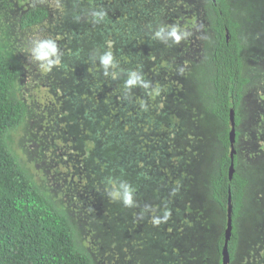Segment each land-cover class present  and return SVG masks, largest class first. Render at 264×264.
<instances>
[{
  "label": "trees",
  "instance_id": "trees-1",
  "mask_svg": "<svg viewBox=\"0 0 264 264\" xmlns=\"http://www.w3.org/2000/svg\"><path fill=\"white\" fill-rule=\"evenodd\" d=\"M68 1L63 21L67 26V38L72 42L66 44L59 66L74 70L68 76L63 74L65 80L59 81L64 93H70L69 106L62 115L64 133L61 137L63 140L69 138L71 153L62 160H71L73 173L84 170L89 174L87 198L94 206L93 216L103 218L108 227L117 225L118 220L121 222L122 216L129 215L134 207L141 213L148 210L154 216L161 211L167 212V216L183 218L182 212H190L189 204L192 205L194 199L187 197V206L180 203L182 194L174 188V183L182 181L186 172L196 170V161L191 157L198 143L185 147L179 140L182 134L180 118L173 113L169 115L168 93L163 86L153 83L156 82L154 77H160L159 65L150 66V52L142 47L138 49L141 41L136 31L142 27L137 24L139 16H133V10L125 8L124 4L121 8L122 0H109L107 7L95 6L96 11L103 10L107 15L103 21L92 23L93 18L87 16V10L92 8L94 1L97 4L101 0ZM138 1H134L133 8L139 9L142 2ZM204 1L201 58L198 63H192L187 82L192 89L193 103L218 122L214 128L206 127L203 139L208 144L203 148L206 166L200 175L205 188L204 193L202 189L200 192L211 203V210V206L216 205L222 212L216 218L221 226L215 240L218 261L223 245L228 190L230 192L232 232L227 248L231 263L240 239L239 220L245 214L249 197L247 175L239 171L237 155L238 125L242 118L240 106L248 82L243 57V33L247 27L241 16L246 6L234 0ZM119 7L129 20H124V13L121 17L114 16L112 9ZM143 14L147 16L145 10ZM48 15L43 6L31 7L20 16L19 27L37 26ZM106 51H111L117 62V67L109 70L117 73L115 78L111 74L106 76L99 63V56ZM81 61L83 63L77 67V62ZM18 64L16 56L0 44V264H95L67 207L56 204L60 200L55 194L37 185L29 168L15 152V144L19 142L11 139V135L26 127L28 110L27 103L18 96ZM131 70L142 72L143 78L146 81L149 78L154 87L126 89L124 82ZM151 89H159V94L149 95ZM146 97H154L151 112L141 106L136 110L134 102L145 104ZM231 107L236 125V154L235 171L229 180L228 114ZM26 131L24 129L20 135L23 140L31 137ZM159 131L162 136H157ZM190 137L193 141L194 137ZM121 182L127 183L133 191V207H126L121 200L109 196ZM146 214L138 215L140 225ZM113 230L116 231L114 237L118 241L122 239L124 228L123 231L121 227ZM150 237L153 233L147 244ZM207 259L209 255L202 258L204 264Z\"/></svg>",
  "mask_w": 264,
  "mask_h": 264
},
{
  "label": "rangeland",
  "instance_id": "rangeland-1",
  "mask_svg": "<svg viewBox=\"0 0 264 264\" xmlns=\"http://www.w3.org/2000/svg\"><path fill=\"white\" fill-rule=\"evenodd\" d=\"M134 1L122 0L121 8L124 4L125 8L133 10V16H139L137 24L142 27L136 33L142 43H139L138 49L142 47L150 52V66L159 65L157 70L160 77H154L156 82L153 83L163 86L168 93L169 115L173 113L180 118L182 134L179 140L185 143V147L198 143L197 151L191 157L196 161V170L186 172L181 177L182 181L174 183V188L182 194L180 203L187 206V197L194 199L195 202L189 204L190 212L184 210L183 218L177 219L173 215H165L167 212L159 211L154 216L148 210L141 213L134 207L129 215L124 216L126 220L116 221L114 227H108L103 218L93 216L94 206L87 198L89 174L84 170L73 173L71 160H62V157L71 153L69 138L63 140L61 137L64 133L62 115L69 106L70 93H64L59 79L65 80L66 75L63 74L70 75L73 68L60 69L57 65L43 73L25 51L31 38L39 36L54 39L61 55L65 53L66 44L72 42L67 38V26L63 21L68 0H0V44L19 60L17 91L18 96L28 105L24 129L31 135L28 140H23L20 135L24 129L11 135V139L19 142L15 141V152L29 168L37 185L45 192L55 194L54 197L60 200L56 204L61 203L67 207L75 229L88 247L95 264H204L202 258L208 255L210 259H207L206 264H217L215 240L221 226L216 223V218L222 212L216 205L211 206L212 210L209 208L211 203L204 199L205 187L202 186L200 175L206 166V150H203L208 145L203 141L206 138V127L214 128L218 122L193 103L192 89L187 82V72L192 63H198L201 58L205 1L139 0L142 2L138 5L140 10L133 8ZM236 2L246 6L241 13L247 27L243 33L244 45L246 43L258 50V54L250 55L248 50L244 58L250 73L256 77L252 85L246 88L240 106L241 157L238 168L242 174H246L247 170L253 171L257 181L255 190L248 192V206L243 218L239 220L240 239L235 260L230 264H264V0H234ZM97 5L107 7L110 4L109 0H101L97 4L94 1L92 8L87 10L89 18L97 10ZM35 6H43L48 10L47 19L37 26L21 29L20 16ZM144 10L147 16L143 14ZM112 11L116 17L124 13L120 7ZM124 14V20H129ZM161 25L168 28L176 25L190 31L191 35L179 44L172 43L170 39L164 43L154 37V31ZM82 63L77 62V67ZM95 68L94 65L93 72ZM90 79L92 81L93 77ZM147 81L150 82L149 78ZM146 100L145 104L149 106L146 111L151 112V100L154 97H146ZM141 104L134 102V108L138 110ZM157 133V136L163 135L160 131ZM260 178L261 181H258ZM251 207L258 211L253 212ZM143 214H146L145 221L140 225L138 215ZM153 220H159V223ZM117 227H121L122 231L124 228L123 237L119 241L114 237L116 231L113 229ZM152 233L153 237H150L152 239L147 244Z\"/></svg>",
  "mask_w": 264,
  "mask_h": 264
},
{
  "label": "clouds",
  "instance_id": "clouds-1",
  "mask_svg": "<svg viewBox=\"0 0 264 264\" xmlns=\"http://www.w3.org/2000/svg\"><path fill=\"white\" fill-rule=\"evenodd\" d=\"M107 13L103 10L93 11L91 16L95 23L103 21ZM191 35L190 31L184 30L179 26L173 25L170 28L161 25L154 31V37L161 40L164 43L170 39L172 43L179 44L181 40H186ZM28 58L37 65L41 72L47 73L52 70L54 66L61 63V53L58 49V45L54 39L51 38H40L39 36H34L29 42V46L25 49ZM99 63L104 69V74L107 76L111 74L114 78L117 73L110 69H115L117 67V62L114 59V55L111 51H106L99 56ZM180 71H183L181 69ZM126 89H131L135 86H140L145 90L151 88L149 81L143 78V75L138 70H131L127 74V79L124 82ZM149 95H158L159 89H151L148 92ZM141 107L147 110L145 104H141ZM109 196L113 200H121L124 206L133 207L134 198L133 191L131 187L124 182H121L118 187H115L109 192ZM154 223H159V220H155Z\"/></svg>",
  "mask_w": 264,
  "mask_h": 264
},
{
  "label": "water",
  "instance_id": "water-1",
  "mask_svg": "<svg viewBox=\"0 0 264 264\" xmlns=\"http://www.w3.org/2000/svg\"><path fill=\"white\" fill-rule=\"evenodd\" d=\"M227 40V33H226ZM228 122H229V131H228V140H229V159L230 163L227 170L228 179L231 180L234 174V155L236 154V150L234 147L236 141V125L234 120V109L231 107L229 109L228 114ZM232 232V204H231V196L228 190L226 209H225V227L223 231V245L220 250V260L219 264H230V256L227 248L228 240L230 239Z\"/></svg>",
  "mask_w": 264,
  "mask_h": 264
},
{
  "label": "flooded vegetation",
  "instance_id": "flooded-vegetation-1",
  "mask_svg": "<svg viewBox=\"0 0 264 264\" xmlns=\"http://www.w3.org/2000/svg\"><path fill=\"white\" fill-rule=\"evenodd\" d=\"M246 49V50H245ZM249 50V51H248ZM247 51H248V54L250 55V53H254V54H258V50H255V47H252V46H250V45H248V44H246L245 43V45H244V54H243V57L245 58V56H246V54H247ZM244 66H245V70L247 71V78H248V82H247V84H246V87H245V93L244 94H246V88L250 85H252V83H253V79H255V75L254 74H251L250 73V71H249V68H248V65H246V60L244 59ZM242 119V118H241ZM240 123H241V121H240ZM240 123H239V125H238V131H239V136H238V141H237V155L239 156V159H240V157H241V151H240V148H241V145H240V128H239V126H240ZM261 144V143H260ZM262 144H264V142L262 143ZM248 172H246V177H247V180H246V182H247V186H248V188H247V190H248V192L249 191H252L253 189L255 190V184H256V181L257 180H255V178H254V176H253V171H250L249 172V170H247ZM252 181H255V182H252ZM258 181H261V178H260V180H258ZM251 197V196H250ZM251 199V198H250ZM256 211H258L257 210V208H256ZM125 214V213H124ZM124 216L125 215H123L122 216V219H124ZM263 216H264V208H263ZM129 221V220H128ZM235 260V259H234ZM217 262V264L219 263V261L217 260L216 261ZM233 262V261H232ZM231 262V263H232Z\"/></svg>",
  "mask_w": 264,
  "mask_h": 264
}]
</instances>
